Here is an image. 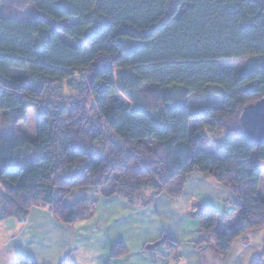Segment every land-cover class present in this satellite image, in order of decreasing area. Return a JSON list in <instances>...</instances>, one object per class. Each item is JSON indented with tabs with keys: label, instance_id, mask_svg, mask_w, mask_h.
I'll list each match as a JSON object with an SVG mask.
<instances>
[{
	"label": "trees",
	"instance_id": "1",
	"mask_svg": "<svg viewBox=\"0 0 264 264\" xmlns=\"http://www.w3.org/2000/svg\"><path fill=\"white\" fill-rule=\"evenodd\" d=\"M240 58L248 61L235 76L218 65ZM75 74L82 87L69 103L51 85ZM119 92L129 110L111 104ZM192 96L222 103L194 110ZM263 97L264 0H0V113L12 124L0 132L1 217L23 221L43 207L72 227L100 198L178 199L197 173L234 199L232 229H223L224 214L198 213V245L225 257L242 235L264 229V144L251 146L239 124L243 107ZM33 105L41 107L35 140L18 129ZM97 144L106 154L92 151ZM23 148L32 156L7 168ZM73 166L81 171L64 179ZM77 190L94 193L67 203ZM125 252L116 242L111 256ZM16 264L35 263L21 256ZM62 264L76 263L68 255Z\"/></svg>",
	"mask_w": 264,
	"mask_h": 264
},
{
	"label": "crops",
	"instance_id": "2",
	"mask_svg": "<svg viewBox=\"0 0 264 264\" xmlns=\"http://www.w3.org/2000/svg\"><path fill=\"white\" fill-rule=\"evenodd\" d=\"M195 184L198 190L188 193ZM212 185L217 184L208 177L191 174L180 198L156 197V210L151 207L154 199L142 206L115 196L100 198L94 215L72 227L59 223L43 207L31 208L23 221L2 218L0 212V264H16L21 256L35 264H62L68 255L76 264H251L255 255L264 251V229L242 235L225 257L198 245L204 237L198 221L202 208L224 214V230L232 229L237 222L232 195L226 189L216 192ZM201 189L203 194L199 193ZM106 203L113 208L101 207ZM163 236L166 243L161 250L146 251L148 244ZM116 242H121L126 252L114 258L111 250ZM251 242L256 248L252 252Z\"/></svg>",
	"mask_w": 264,
	"mask_h": 264
},
{
	"label": "rangeland",
	"instance_id": "3",
	"mask_svg": "<svg viewBox=\"0 0 264 264\" xmlns=\"http://www.w3.org/2000/svg\"><path fill=\"white\" fill-rule=\"evenodd\" d=\"M16 14L18 15V17H25L23 15L24 13H22V12L17 11ZM247 61H248V58L231 59V60L219 61L218 65L220 66L221 70H223L224 72L229 73L232 76H235L239 73V71L245 65V63ZM12 77L26 79V81L28 82L29 85H33L29 81V77H28L27 73H25V72L13 71ZM33 86L35 87V85H33ZM81 87H82L81 74H75L73 76V78H70L69 80H65L62 82H56V83H53L51 85V89H53L54 92L61 95L62 97H65L66 101L69 103H71V101L77 100V98L80 95ZM144 88H146V87H144ZM221 103H222V101L217 97H210L207 99H203L201 96L200 97L192 96L190 99V107L194 110L204 108L206 106L217 107V106H220ZM111 104L121 106L127 110H129L133 106L132 103L130 102V100L121 92L117 93L115 96L112 97ZM90 105H91V103H90ZM40 112H41V107L39 105L30 106L27 110V114H26L24 121L21 122L20 124H18V129L31 140H35L37 137L38 121H39ZM11 128H12V124H11V120H10L9 116L6 114V112H1L0 113V132L9 130ZM221 143L220 144L223 146V142H221ZM90 148L92 149V151H95L97 153L106 154V147L103 146L102 144H97V145L92 146ZM220 148H221V146H217V147L210 146L207 149V151H212V152L216 153L217 151L220 150ZM86 151L90 152L91 150L88 149ZM25 152H28L26 155V158H30L32 156V153H30L28 148H23L17 152V154L20 157L17 158L16 162L13 165H11L7 168H16L18 166H21V160H23L25 158V155H22V154ZM80 171H81V169L78 168V166H73V167H71V168H69L63 172V178L64 179L71 178L72 176L77 175ZM200 177H203V176L200 175ZM214 184H216V183H214ZM212 186H213V189H215V191L216 192L218 191L219 193H222L223 189H225L221 185H212ZM216 186H217V188H215ZM185 187H186V185H185ZM197 190H198L197 185L195 184L194 186L189 188L188 193L194 194ZM92 193H94L92 190L74 191L66 199V202L71 204V203L76 202L77 200L79 201L82 198L90 199ZM199 193L203 194L204 192L201 189ZM164 197L165 196L162 195V196H159L158 198L164 199ZM258 197L261 200H264V166H263L262 177H261L260 184H259ZM156 199L153 200V203L151 205V207L154 210L159 208V206H158L159 202H158V199L157 200ZM104 206H106L110 209L113 208L110 204H107V203L105 205L101 204V207H104ZM157 219H160V218H157ZM236 219H237V217H236ZM160 220H162V221L164 220L163 215H161ZM236 224H237V222H236ZM159 249L161 250L162 248L159 247L158 250ZM255 249H256L255 244L251 242L249 251L252 252ZM262 251H263V249H261L260 252L255 256H258L259 254L261 255ZM263 253H264V251H263ZM262 255H263L262 264H264V254H262Z\"/></svg>",
	"mask_w": 264,
	"mask_h": 264
},
{
	"label": "water",
	"instance_id": "4",
	"mask_svg": "<svg viewBox=\"0 0 264 264\" xmlns=\"http://www.w3.org/2000/svg\"><path fill=\"white\" fill-rule=\"evenodd\" d=\"M239 124L242 132L251 146H260L264 144V97L258 101L243 107ZM212 183H215L212 181ZM166 243V237L148 244L145 249L148 252H154L160 246Z\"/></svg>",
	"mask_w": 264,
	"mask_h": 264
}]
</instances>
